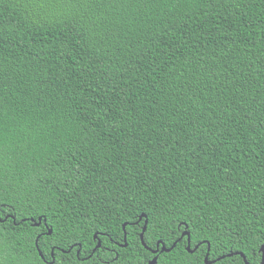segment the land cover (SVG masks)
<instances>
[{
    "label": "trees",
    "instance_id": "trees-1",
    "mask_svg": "<svg viewBox=\"0 0 264 264\" xmlns=\"http://www.w3.org/2000/svg\"><path fill=\"white\" fill-rule=\"evenodd\" d=\"M208 245L261 264L264 0H0V264Z\"/></svg>",
    "mask_w": 264,
    "mask_h": 264
},
{
    "label": "water",
    "instance_id": "water-1",
    "mask_svg": "<svg viewBox=\"0 0 264 264\" xmlns=\"http://www.w3.org/2000/svg\"><path fill=\"white\" fill-rule=\"evenodd\" d=\"M142 218L145 219V220H144V224H143V226H142L141 233H140V240H141V243L143 244V246H144L145 248H147L148 250H150L153 254H156V253H158V252H169V251H171V250L175 247L177 241L174 242L170 247H166V246H165L163 243H161L160 241L157 242V244H156V248H154V249H151V248H149V247L146 245V243H145V241H144V232H145V230H146V228H147V222H148V220H147V218H146V214H145V213H141V215L139 216V221H140ZM43 220H45V219L43 218ZM31 221H32V224H33L34 226H39L40 223H41V221H42V217L39 216L37 222H34L32 219H31ZM127 224H128V222H125V223L123 224V228H124V230H125V227H126ZM51 232H52V229H51V228H48L47 231H46L47 234H51ZM183 235H187V251H188V252H191V253L194 252V251L198 248V245H196V246L192 249V248L190 247V237H189V232L185 231V232L182 233V236H183ZM182 236H181V237H182ZM94 239L97 240V242H96V244H95V246H94L92 252H95V250H96L97 248H100V246H101V240L98 238V234H97V233L94 234ZM123 241H124L123 246H127V234H126V231H124ZM35 244H36V247L38 248V245H37V238H36ZM209 248H210V247H209V245H208V249H207L206 255H205V257H204V262H205V264H210V263L214 262V260H208ZM38 250H39V249H38ZM261 250H262L261 264H264V246H261ZM77 253H78V252H77ZM39 254H40V256L43 258V255H42V253H41L40 250H39ZM233 254H239V255H241V256L243 257L244 261L246 262V264H249V263L247 262V260H246V257L244 256V254H243V253H240V252L228 253V254H226V255L220 256L217 260H219L220 258H223L224 256H231V255H233ZM51 255H52V257H53V251L51 252ZM91 255H92V253L89 255V257H90ZM157 258H158V256L155 255L151 260L148 261L147 264H156V263H157ZM53 261H54V258L51 260V263H52Z\"/></svg>",
    "mask_w": 264,
    "mask_h": 264
}]
</instances>
